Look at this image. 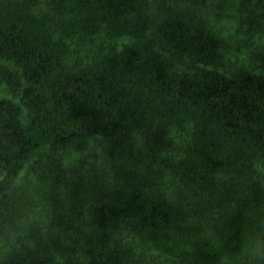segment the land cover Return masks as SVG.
<instances>
[{
  "label": "trees",
  "instance_id": "obj_1",
  "mask_svg": "<svg viewBox=\"0 0 264 264\" xmlns=\"http://www.w3.org/2000/svg\"><path fill=\"white\" fill-rule=\"evenodd\" d=\"M205 3L0 0V229L24 242L0 264H53L54 227L72 232L70 264H134L139 246L188 264H264V62L220 72ZM246 21L264 32V0ZM101 38L84 62L76 44ZM96 139L101 169L65 165ZM26 171L38 183L19 197ZM43 201L47 234L21 240L22 214Z\"/></svg>",
  "mask_w": 264,
  "mask_h": 264
},
{
  "label": "rangeland",
  "instance_id": "obj_2",
  "mask_svg": "<svg viewBox=\"0 0 264 264\" xmlns=\"http://www.w3.org/2000/svg\"><path fill=\"white\" fill-rule=\"evenodd\" d=\"M173 1L183 5L192 0ZM201 1L203 3L207 2L209 6L208 13L212 16L214 23L221 29L222 32L225 64L218 69L220 72L224 74H231L240 67L264 62V32L260 29L261 26L259 22L257 24L258 26H251L246 21V17L249 13L260 10V0H254L247 6L235 5L230 8L224 4V0ZM102 43H104V39L102 38L96 44H83L78 42L76 44V49L81 52V59L84 62H92L97 59V46ZM134 45L135 43L130 40L118 42V47L120 49ZM178 67L182 71H188L189 69L188 64H179ZM8 97L9 94L7 91L0 87V99ZM180 137L181 135L175 139L177 142L176 144H179L176 148L183 150L186 148L185 141H188V138L185 137V140H183L182 138L180 139ZM106 150L107 145L102 144L100 139H96L92 148L86 154L66 155L63 158V162L67 166L76 167L78 170L88 173L92 169H101V164L104 161V157H106ZM2 179L3 176L0 174V181ZM36 183H38L37 180L29 174V171L24 172L18 181V188L15 191V195L20 197V192L21 190L23 191V188L33 193L32 186ZM11 204L7 206L9 209L13 208ZM44 205L45 202L43 201L41 206H39L34 213V210H25L22 214L25 219H22L19 223L24 231V235L21 240L30 238L28 235L33 234L32 230L39 234V236H45L47 234L48 228L46 225L53 219H49V213L47 211H43ZM2 210H6V208H2ZM16 211L17 210H15V212ZM81 222L84 226H86L87 222L85 215L82 216ZM61 228L62 230H59L57 227H54V230H52L54 232V236L58 237L59 235V237L55 239L54 244L61 251L58 252L54 249H47L49 252L46 251V254L53 256V259H51L53 264H70L73 259H71L67 243L68 237L72 232L66 231L64 227ZM15 229L12 226L11 228L6 227L5 229H0V254L4 252L6 246L9 245L10 242H13V244L24 243L23 240L18 242L16 234L19 232ZM60 236H62L64 241H62ZM45 250V247L41 248L42 252ZM138 251L139 255L134 264H188L182 251L178 254H165L145 246H139Z\"/></svg>",
  "mask_w": 264,
  "mask_h": 264
}]
</instances>
